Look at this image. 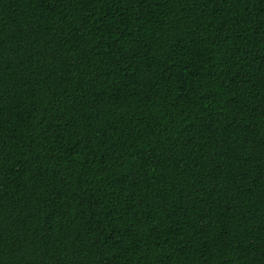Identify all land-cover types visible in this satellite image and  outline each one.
<instances>
[{
    "label": "trees",
    "instance_id": "obj_1",
    "mask_svg": "<svg viewBox=\"0 0 264 264\" xmlns=\"http://www.w3.org/2000/svg\"><path fill=\"white\" fill-rule=\"evenodd\" d=\"M0 264H264V0H0Z\"/></svg>",
    "mask_w": 264,
    "mask_h": 264
}]
</instances>
